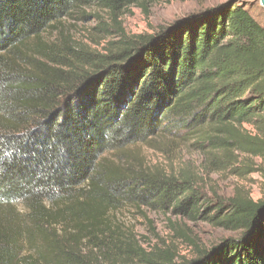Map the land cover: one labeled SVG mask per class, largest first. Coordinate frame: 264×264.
<instances>
[{
  "label": "trees",
  "instance_id": "trees-1",
  "mask_svg": "<svg viewBox=\"0 0 264 264\" xmlns=\"http://www.w3.org/2000/svg\"><path fill=\"white\" fill-rule=\"evenodd\" d=\"M151 1L0 0V264H130L129 253L174 264L114 241L109 213L124 201L239 233L185 264H264V200L239 187L208 199L187 165L137 151L177 141L216 171L264 178V28L225 1L125 34L119 16ZM93 6L116 25L102 51L43 36Z\"/></svg>",
  "mask_w": 264,
  "mask_h": 264
},
{
  "label": "rangeland",
  "instance_id": "rangeland-1",
  "mask_svg": "<svg viewBox=\"0 0 264 264\" xmlns=\"http://www.w3.org/2000/svg\"><path fill=\"white\" fill-rule=\"evenodd\" d=\"M225 1L238 2L247 7L252 16L264 28V10L256 0H152L145 9L132 5L119 16V27L127 35L152 33L160 26H167L183 16L199 10L221 4ZM116 26V25H115ZM115 26L104 10L85 8L62 19L44 33L48 41L79 44L82 47L102 51L109 41L118 39ZM105 28L106 30H101ZM251 130V127L245 125ZM255 133V132H251ZM162 150L148 145H138L137 151L142 161L150 166L166 170L178 169L187 165L196 174V188L208 199L226 200L235 193L236 188L248 193L254 200H264V178L260 171L239 175L230 168L214 170L208 164L205 154L187 148L177 141ZM161 143H166L161 142ZM251 158L256 165L261 164L259 157L243 154ZM20 208V207H19ZM110 227L115 229L114 241L123 248L128 244L141 252V258L158 263H168L170 256L174 264H185L197 254L196 248L209 249L222 240L239 236L238 232L215 227L192 214L174 212L172 208L157 205L135 204L124 201L109 213ZM84 251L87 252V249ZM94 251L101 258L102 251ZM130 264H146L138 255L129 253ZM115 264H129L116 260Z\"/></svg>",
  "mask_w": 264,
  "mask_h": 264
},
{
  "label": "water",
  "instance_id": "water-1",
  "mask_svg": "<svg viewBox=\"0 0 264 264\" xmlns=\"http://www.w3.org/2000/svg\"><path fill=\"white\" fill-rule=\"evenodd\" d=\"M259 6L264 10V0H256Z\"/></svg>",
  "mask_w": 264,
  "mask_h": 264
}]
</instances>
